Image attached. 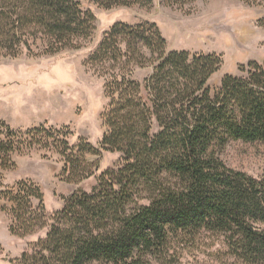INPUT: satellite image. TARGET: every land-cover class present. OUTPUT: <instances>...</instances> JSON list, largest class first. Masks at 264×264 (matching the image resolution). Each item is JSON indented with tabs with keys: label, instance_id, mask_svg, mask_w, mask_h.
<instances>
[{
	"label": "trees",
	"instance_id": "1",
	"mask_svg": "<svg viewBox=\"0 0 264 264\" xmlns=\"http://www.w3.org/2000/svg\"><path fill=\"white\" fill-rule=\"evenodd\" d=\"M106 9L150 6L152 0H0V53L17 57L78 50L93 35L96 17L86 4ZM87 64L104 79L109 100L100 149L84 138L44 126L12 130L0 120V162L25 148L54 141L67 180L80 183L98 164L89 155L119 153L122 164L98 178L91 193L65 200L48 224L44 194L35 183L4 187L2 211L10 232L25 237L49 227L19 264H146L163 259L175 241L201 233L224 236L230 253L264 264V176L228 168L218 152L231 141L264 144V64L209 81L223 66L217 54L167 51L153 23L115 24ZM137 68H152L143 82ZM42 135L41 138H39Z\"/></svg>",
	"mask_w": 264,
	"mask_h": 264
},
{
	"label": "rangeland",
	"instance_id": "2",
	"mask_svg": "<svg viewBox=\"0 0 264 264\" xmlns=\"http://www.w3.org/2000/svg\"><path fill=\"white\" fill-rule=\"evenodd\" d=\"M96 17L92 37L78 50L42 55L38 46L33 53L17 57L0 53V120L12 130L27 132L44 126L68 133L71 145L79 138L100 149L107 131L104 114L109 100L104 79L88 64L105 34L117 23L137 26L156 24L167 42V51L192 54H217L223 59L220 71L209 81L220 87L225 75L242 77L241 67L250 62L264 64V0H152L150 6L133 5L106 9L86 4ZM152 68H137L133 79L143 82ZM42 135L39 137L41 138ZM15 153L8 167L0 162V193L22 181L35 183L44 194L48 224L63 209L65 200L80 191L91 193L99 176L122 164L119 153L101 151L89 155L94 175L80 182L67 180L64 157L54 141ZM225 165L252 177L264 176V144L231 141L218 152ZM0 200V264H19L25 252L44 239L49 227L20 237L10 232L12 216L2 211ZM96 264H111L100 262ZM146 264H247L229 251L219 234L201 233L193 239L175 241L163 259L151 258Z\"/></svg>",
	"mask_w": 264,
	"mask_h": 264
}]
</instances>
